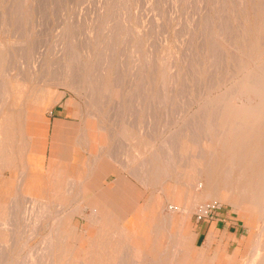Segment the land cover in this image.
<instances>
[{
	"label": "rangeland",
	"instance_id": "1",
	"mask_svg": "<svg viewBox=\"0 0 264 264\" xmlns=\"http://www.w3.org/2000/svg\"><path fill=\"white\" fill-rule=\"evenodd\" d=\"M0 2V264H37L49 240L68 264L111 245L116 264H264V0ZM89 176L109 191L128 179L152 224L145 261L118 201L88 203ZM215 219L238 228L229 254L193 246L197 223ZM99 231L116 238H91Z\"/></svg>",
	"mask_w": 264,
	"mask_h": 264
},
{
	"label": "crops",
	"instance_id": "2",
	"mask_svg": "<svg viewBox=\"0 0 264 264\" xmlns=\"http://www.w3.org/2000/svg\"><path fill=\"white\" fill-rule=\"evenodd\" d=\"M55 136V134L53 135ZM60 137V135L57 134L56 137ZM58 137V138H59ZM51 149H54L57 145L64 143L63 141L60 140H55L51 142ZM57 149V148H56ZM36 154H40L39 151H37ZM78 154V151L76 152L75 155ZM89 156H93V154L89 153ZM96 168V173H100L103 175L104 169H100L98 165L95 166ZM88 172H94V168L91 169L89 168L87 170ZM100 171V172H99ZM93 174V173H92ZM99 175V174H98ZM117 179V178H116ZM115 179V180H116ZM38 179H33L32 181V186L34 190L39 189V183L37 181ZM118 182L115 184L114 189L112 191H109L108 189L105 188V181H107V178H104L100 176L96 177V179L93 178V176H89V178L86 179V181L81 184L87 191L86 194L91 200H88V203L95 204L96 206L98 205H103L108 206L109 204H112L111 201H118L119 205L121 208L118 210V214L120 213L122 215L119 216L117 215L118 219H121L123 221V224L119 226V228L122 230H128L129 237L131 238V245L134 247V253L136 252L138 256L137 262H142L145 261V257H140V254L145 252H149L153 250L152 245L154 246V242L152 240L151 234H150V228L152 224L149 222V215L147 214V211L145 207L141 206L137 197L132 201L130 200L131 197L133 196L132 193L128 192L129 191V186L126 185V182L128 179L124 178H118ZM92 190V191H91ZM85 195V196H86ZM94 197V198H93ZM93 198V199H92ZM86 200V199H84ZM110 200V201H108ZM132 202V203H131ZM131 203L132 205H130ZM126 206V207H125ZM97 208V207H96ZM99 208V207H98ZM97 208V209H98ZM87 212L90 211L89 207H87ZM105 212L111 211L109 210H104ZM113 211V210H112ZM111 211V212H112ZM130 212V213H128ZM117 214V213H116ZM169 217V216H168ZM189 216L185 217L188 219ZM170 223L173 225V229L175 231H178L176 234L172 236V240H175V247L181 246L182 242V234H184V225H181L180 227H176L179 222V217L176 215L170 216ZM229 220H224V219H215L214 221H207L204 223H197L195 229H194V237L192 238L193 246L197 248H202L209 253H212L215 255H220L219 252H224V254H229L230 248L233 246L234 240H237L238 236V228H235V235L233 236V230L232 227L229 224ZM183 229V231H182ZM167 234H164L162 238L167 239ZM166 236V237H165ZM162 238L159 240H156V244L159 245H166V242L164 240L162 241ZM135 259V258H134ZM142 264V263H138Z\"/></svg>",
	"mask_w": 264,
	"mask_h": 264
},
{
	"label": "bare ground",
	"instance_id": "3",
	"mask_svg": "<svg viewBox=\"0 0 264 264\" xmlns=\"http://www.w3.org/2000/svg\"><path fill=\"white\" fill-rule=\"evenodd\" d=\"M10 1H13V0H10ZM16 1V0H15ZM22 0H20V2H21ZM39 1V0H38ZM43 1V0H42ZM48 1V0H47ZM52 1V0H51ZM20 2H18L16 5H20ZM24 2H25V0H24ZM37 2V1H36ZM44 2H45V0H44ZM1 3V2H0ZM5 3V2H4ZM13 3L14 2H12V5H13ZM26 3H27V0H26ZM33 3V2H32ZM43 3V2H42ZM23 3H21V5H20V8H21V6L23 7V5H22ZM38 4V3H37ZM40 4V3H39ZM9 5V4H8ZM11 5V4H10ZM16 5H14V6H16ZM18 5V6H19ZM43 5H44V3H43ZM46 5V4H45ZM49 5V4H48ZM53 5V4H52ZM18 6H16V9H12V11L13 10H16V13L18 14V10H19V12L21 11L20 10V8L18 9L17 7ZM35 6H36V4H35ZM9 7V6H8ZM8 7H6V12H7V8ZM39 7V6H38ZM46 7V6H45ZM10 8V7H9ZM36 9H37V7H35ZM34 8V9H35ZM18 9V10H17ZM35 9V10H36ZM30 10V9H29ZM28 10V11H29ZM1 11V10H0ZM9 11V10H8ZM38 11V10H37ZM48 11V10H47ZM14 12V11H13ZM12 12V13H13ZM9 13V12H8ZM8 13H6V15H8ZM31 13V12H30ZM37 13V12H36ZM4 14V13H3ZM17 14H15V15H17ZM20 14V13H19ZM38 15V14H37ZM36 15V16H37ZM5 16V15H4ZM18 16L19 15H17V18H18ZM22 16H23V14H22ZM27 16V15H26ZM1 17V16H0ZM6 17V16H5ZM5 17H3V18H5ZM30 17H32L31 15H30ZM2 18V19H3ZM11 18H12V16H11ZM15 18V20H16V16L14 17ZM8 19V18H7ZM21 20H23L22 18H20ZM17 20H19V19H17ZM20 20V21H21ZM27 20H29V19H26V22H27ZM19 21V22H20ZM5 22H6V20H5ZM15 22V21H14ZM17 22V21H16ZM16 22L14 23V24H16ZM9 23V22H8ZM8 23H7V30H8ZM18 23V22H17ZM29 23V22H28ZM28 23H26V24H28ZM36 23V22H35ZM10 24V23H9ZM31 24V23H30ZM2 25V24H1ZM6 24L4 23V26H5ZM17 25V24H16ZM20 24L18 23V26H19ZM36 25V24H35ZM108 25V24H107ZM10 26V25H9ZM22 26H23V24H22ZM27 27H29V26H27ZM31 27V26H30ZM5 28H6V26H5ZM14 28H16V27H14ZM18 28V27H17ZM16 28V29H17ZM20 28V27H19ZM22 28V27H21ZM35 28V27H34ZM33 28V29H34ZM10 29V28H9ZM23 29V28H22ZM6 30V31H7ZM19 30V29H18ZM18 30H13L14 31V33H15V31L17 32ZM21 30V29H20ZM30 30V29H29ZM5 31V33H8V32H6ZM22 31V30H21ZM24 31V30H23ZM35 31V30H34ZM111 31V30H110ZM20 33V32H19ZM18 33V34H19ZM22 33V32H21ZM21 33L19 34V35H21ZM67 33V32H66ZM112 33H113V31H112ZM112 33L111 34H109V32H108V34H109V37L111 36L112 37ZM65 34V33H64ZM19 35L17 36V37H19ZM24 35V34H23ZM27 35H29V33L27 34ZM114 35V34H113ZM12 37H14V35L12 36ZM22 37H24V36H22ZM21 36L19 37V38H21V39H23ZM30 37H31V34H30ZM64 37V36H63ZM69 37V36H68ZM16 39V38H15ZM18 39V38H17ZM30 39V38H29ZM60 39H62L61 37H60ZM59 39V40H60ZM64 39V38H63ZM63 39H62V41H63ZM68 39V38H67ZM20 40V39H19ZM27 40V39H26ZM33 42H34V40H33ZM64 42H65V40H64ZM20 43V42H19ZM19 43H15L14 44V46L16 45V44H19ZM22 43V42H21ZM21 43H20V45L19 46H21ZM24 44H25V42H23ZM27 43H28V41H27ZM24 44H22V46L24 45ZM59 44V43H58ZM60 44H61V42H60ZM62 45H64V44H62ZM13 46V45H12ZM13 46V47H14ZM25 46V45H24ZM23 46V47H24ZM23 47H21V48H23ZM66 47V46H65ZM14 48H16V47H14ZM20 48V49H21ZM25 48V47H24ZM27 48V47H26ZM25 48V49H26ZM3 45L0 43V65L2 64V63H4L2 60L3 59H5V57L3 58ZM18 49V48H17ZM19 49V50H20ZM33 49V48H32ZM64 49V48H63ZM62 49V50H63ZM10 49L8 48V51H9ZM7 51V52H8ZM21 51V50H20ZM64 51H66V49L65 50H63V54H64ZM10 52V51H9ZM17 52V51H16ZM25 52V51H24ZM29 52H31V51H29ZM23 53V52H22ZM21 53V54H22ZM27 53V52H26ZM7 54V53H6ZM9 54V53H8ZM17 54V53H16ZM20 54V55H21ZM65 54H66V52H65ZM11 56H12V53L10 54ZM42 55V54H41ZM5 56V55H4ZM26 56V55H25ZM9 57V56H8ZM14 57V56H13ZM19 57V56H18ZM62 57H63V55H62ZM67 57V55H65V58ZM7 58V57H6ZM10 58V57H9ZM12 58V57H11ZM15 58V57H14ZM17 58V57H16ZM26 58V57H25ZM39 58H40V56H39ZM38 58V59H39ZM65 58H63V60L65 59ZM43 59V58H42ZM20 61H21V59H19ZM108 60V59H107ZM106 60V62H108ZM1 61H2V63H1ZM7 61H9V60H7ZM11 61V60H10ZM26 61H27V59H26ZM62 61V60H61ZM22 62V61H21ZM82 62V61H81ZM81 62L79 61V63L81 64ZM105 62V61H104ZM8 63V62H7ZM8 64H10V63H8ZM7 64V65H8ZM83 64V63H82ZM108 64L106 63V66H107ZM9 66H11V65H9ZM109 66H107V68H108ZM3 68H5L4 66H3ZM10 69H11V67H9ZM13 68L15 69V66H13ZM3 70V69H2ZM7 70H8V68L6 69V76H8L9 74H8V72H7ZM16 70V69H15ZM106 70V69H105ZM4 72H5V70H4ZM11 72V71H10ZM21 71H19V74L21 75V73H20ZM13 73H14V71H13ZM137 73H138V71H137ZM2 74V73H1ZM5 74V73H4ZM8 74V75H7ZM24 74V73H23ZM22 74V75H23ZM136 74V73H135ZM21 75V76H22ZM137 75V74H136ZM4 76V75H3ZM139 76V75H138ZM2 77V76H1ZM9 77V76H8ZM7 77V78H8ZM16 77H17V75H16ZM3 78H5V77H3ZM6 78V79H7ZM15 78V77H14ZM24 78H26V76L25 77H23V79ZM13 79V78H12ZM19 79V78H18ZM4 80V79H3ZM21 80V79H20ZM19 80V81H20ZM1 82V81H0ZM5 82V80L3 81V82H1L0 83V101L2 102V101H4L5 100V98L6 97H8V95H9V90H8V87H7V83H4ZM6 102V101H5ZM2 104V103H1ZM0 104V105H1ZM220 106V105H219ZM223 107V106H222ZM1 109V108H0ZM2 110V109H1ZM258 110H260V108H258ZM221 114V113H220ZM214 118H215V116H214ZM219 119V118H218ZM228 120V119H227ZM227 120H226V123H227ZM233 120V119H232ZM217 124V123H216ZM215 127V126H214ZM226 127H228L227 125H226ZM4 128V127H3ZM216 130H217V128H216ZM215 130V131H216ZM224 130H225V128H224ZM228 130V129H227ZM218 131V130H217ZM216 131V132H217ZM220 133H222V134H224L223 132H220ZM251 136V135H250ZM1 155V154H0ZM155 160V159H154ZM1 164V163H0ZM195 166V165H194ZM197 167V166H196ZM158 168V167H157ZM198 169V168H197ZM157 170V169H156ZM241 171V170H240ZM225 174H226V172H225ZM231 174V173H230ZM227 176V175H226ZM231 176V175H230ZM231 179V178H230ZM228 180V179H227ZM195 188L198 190L199 188H201L202 190H201V192H205V190H207L208 188H209V186H207V187H204V185L203 184H201V183H197L196 185H195ZM241 194H243V193H241ZM85 201H87V200H85ZM93 211L95 212V213H93V217L95 218V219H102L103 218V216H102V218H101V212H100V210L99 209H97L96 207L93 209ZM109 216H112L111 214L109 215ZM102 227H101V229H104V226L103 225H101ZM61 227H63V225H59V228L57 229V231L55 232V234L56 235H59V236H64V235H67V232L66 231H62L61 230ZM97 227V226H96ZM93 234H95V235H93ZM93 234H91L90 236H91V238H93V237H98V238H100V239H102V240H104V239H114V238H116V235L114 234V233H112V235H110V234H106V233H104V232H102V231H99V232H94ZM114 234V235H113ZM45 245H44V247H42L41 249H40V251L39 252H41L42 253V256L41 257H38V258H36V260H38V263L37 264H55V260H60L61 261V263L60 264H68L65 260H66V258L65 257H63V256H60V257H56V256H54L53 254H54V250H56V242H55V240H49V241H47V242H43ZM83 243V242H82ZM101 244H104V242L102 241V243ZM109 250V252H110V254H109V252L107 253V256H102V253H101V255H99V253H96V255L95 256H91V257H85V258H80V259H83V260H86V263L85 264H116L117 263V261H119L120 260V257H118L119 256V254H118V250L116 249V247L114 248V246L113 245H111V246H108L107 247ZM105 249V248H104ZM62 251H64L65 249L64 248H62L61 249ZM103 251V250H102ZM73 260H76V259H79V258H72Z\"/></svg>",
	"mask_w": 264,
	"mask_h": 264
}]
</instances>
